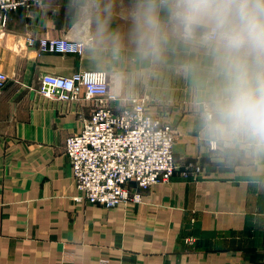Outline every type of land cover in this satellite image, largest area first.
Returning <instances> with one entry per match:
<instances>
[{
	"label": "crops",
	"instance_id": "0c3cea01",
	"mask_svg": "<svg viewBox=\"0 0 264 264\" xmlns=\"http://www.w3.org/2000/svg\"><path fill=\"white\" fill-rule=\"evenodd\" d=\"M67 0H42L12 13L0 33V264H264V184L246 164L227 163L200 138L186 82L166 69L148 73L127 41L122 0L85 29ZM27 36L80 41L82 55L41 54ZM99 71L109 92L144 97L148 111L175 130L177 171L138 204H80L65 141L80 133L95 103H61L38 90L44 75ZM189 163L203 172L184 178ZM193 239V244L185 242Z\"/></svg>",
	"mask_w": 264,
	"mask_h": 264
},
{
	"label": "clouds",
	"instance_id": "9594fccd",
	"mask_svg": "<svg viewBox=\"0 0 264 264\" xmlns=\"http://www.w3.org/2000/svg\"><path fill=\"white\" fill-rule=\"evenodd\" d=\"M127 41L146 72L184 80L200 138L227 163L264 184V0H122ZM85 29L102 0H67Z\"/></svg>",
	"mask_w": 264,
	"mask_h": 264
},
{
	"label": "built area",
	"instance_id": "2783aa9c",
	"mask_svg": "<svg viewBox=\"0 0 264 264\" xmlns=\"http://www.w3.org/2000/svg\"><path fill=\"white\" fill-rule=\"evenodd\" d=\"M42 0H0V33L12 13L39 7ZM24 42L41 54L82 55L90 38L71 41L27 36ZM8 77L0 72V93ZM39 94L53 102L68 103L82 99L95 103L80 133L65 141V155L72 169L80 204L111 209L128 203L138 204L142 193L171 181L177 171L173 145L175 130L152 115L144 97L122 99L109 92L106 73L76 72L69 77L44 75ZM203 169L189 163L184 178L196 180ZM193 244V239H186ZM100 264H108L101 260Z\"/></svg>",
	"mask_w": 264,
	"mask_h": 264
}]
</instances>
